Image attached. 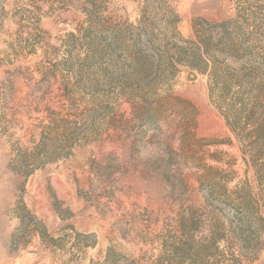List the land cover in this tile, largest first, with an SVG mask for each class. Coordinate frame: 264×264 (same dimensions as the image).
I'll use <instances>...</instances> for the list:
<instances>
[{"label": "rangeland", "instance_id": "obj_1", "mask_svg": "<svg viewBox=\"0 0 264 264\" xmlns=\"http://www.w3.org/2000/svg\"><path fill=\"white\" fill-rule=\"evenodd\" d=\"M0 264H264V0H0Z\"/></svg>", "mask_w": 264, "mask_h": 264}]
</instances>
